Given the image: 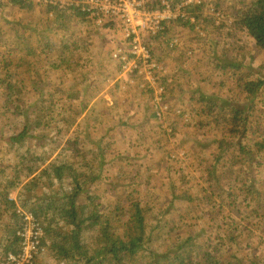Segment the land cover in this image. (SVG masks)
<instances>
[{
    "label": "trees",
    "instance_id": "16d2710c",
    "mask_svg": "<svg viewBox=\"0 0 264 264\" xmlns=\"http://www.w3.org/2000/svg\"><path fill=\"white\" fill-rule=\"evenodd\" d=\"M65 1L47 0L46 13L58 20L54 26L39 29L38 24L36 29L30 21L36 2L7 0L9 9H19L26 16L12 18L10 26L0 28L4 63L0 68V263L22 260L27 245L22 230L31 222L39 243L26 264L34 262L45 244L52 264H251L255 257L259 258L254 264H264L255 251L240 255V245L249 244L229 232L237 220L254 230L264 226V132L260 126L264 110L255 117L264 109L262 69L255 67L252 58H241L243 54L240 58L215 56L219 67L241 69L238 79L244 104L186 90L196 115L203 117L199 125L221 126L224 136L213 141L218 142L217 150L207 155L204 142L187 135L186 141L193 142L199 180L177 188L168 176L170 197L161 206L158 199L145 197L135 182L127 181L131 178L114 181V173L103 177L107 165L117 166L122 174L126 167L119 164L117 154L105 151L108 143L103 136L92 141L79 125L73 128L72 107L63 109L59 101H49V94L59 92L56 85L36 82L30 91L21 90L28 75L41 73L38 51L63 55L67 48L79 50L80 36L64 21L88 20L92 9L80 0ZM146 4L152 9L178 10L169 21L183 28L202 30L216 25L217 17L208 14L214 8L205 0H148ZM234 18L264 51V0H237ZM21 49L24 52L16 67L17 57L11 56ZM12 115L10 126L7 118ZM228 173L231 181L221 178ZM208 182L210 187L204 188ZM169 209L174 211L169 213ZM205 211L213 214L214 222L207 224L210 232L202 221ZM182 216L198 221L184 224Z\"/></svg>",
    "mask_w": 264,
    "mask_h": 264
},
{
    "label": "rangeland",
    "instance_id": "374dc122",
    "mask_svg": "<svg viewBox=\"0 0 264 264\" xmlns=\"http://www.w3.org/2000/svg\"><path fill=\"white\" fill-rule=\"evenodd\" d=\"M46 1L34 0L36 12L30 14V21L36 29L38 24L39 29L54 26L58 20L46 13ZM147 1L80 0L91 7L90 18L64 21L67 28L80 36L79 50L67 48L63 55L55 50L38 51L41 73L36 77L28 75L26 86L21 90L30 91L36 82L40 85L47 82L48 87L56 85L59 92L54 96L49 94V101H59L63 109L72 107L73 128L79 125L92 141H97L95 136H103L108 143L105 151L117 154L119 164L126 167L122 174L117 166L107 165L103 177L114 173L115 181L127 176L131 178L127 181L135 182L145 197L158 199L157 204L165 206L170 197L168 176H172L177 188L189 187L199 180L193 142L186 141L187 135L202 140L205 154L209 155L217 150L218 142L213 141L221 138L224 130L221 126L199 125L203 117L196 115L186 90L196 89L193 93L196 96L203 92L244 104L246 98L238 79L241 69L229 65L221 68L215 56L240 58L243 54L241 58H252L255 67H260L264 74V51H260L251 36L235 23L237 0H205L209 8H214L208 14L217 20L215 26L209 24L208 29L202 30L177 26L175 21L169 20L178 15V10L152 9ZM0 2V28L10 26L12 18L26 16L19 9H9L7 0ZM23 52L21 49L11 56L17 57L16 67ZM1 58L0 55V68L4 64ZM29 99L35 98L32 95ZM261 101L262 98L258 99L259 103ZM263 110H258L255 117ZM181 112L184 116L179 115ZM11 119L13 115L7 118L10 126ZM260 126L264 132V119ZM260 126L256 125V129ZM185 149L190 152L189 156ZM221 178L231 181V173ZM204 185V188L210 187L209 182ZM205 212L206 218L202 221L210 232L212 228L207 224L214 222L213 214ZM219 214L220 211H216V215ZM173 218L176 217L169 220ZM182 220L184 224L198 221L185 216ZM216 225L213 228L218 231ZM234 225L229 232L233 231L236 240L249 244L240 245L239 254L255 251V255L261 254L264 260V226L263 230H254V226L243 225L239 220ZM25 226L31 228L32 224L27 222ZM222 226L229 227L226 223ZM42 248L32 264H52L49 246L45 244ZM258 258H253L251 264Z\"/></svg>",
    "mask_w": 264,
    "mask_h": 264
},
{
    "label": "built area",
    "instance_id": "2783aa9c",
    "mask_svg": "<svg viewBox=\"0 0 264 264\" xmlns=\"http://www.w3.org/2000/svg\"><path fill=\"white\" fill-rule=\"evenodd\" d=\"M28 218L30 220L32 219L30 217ZM31 224H32L31 228L25 226V228H23L22 230L24 242L27 244L26 248H24V255L22 257V260L15 261L14 259H8V260L3 261L0 264H13L14 262H16V264H26V261L32 257L31 249L34 248L37 243H39V237L37 236L35 224L34 223H31ZM36 252H37V249H36Z\"/></svg>",
    "mask_w": 264,
    "mask_h": 264
}]
</instances>
